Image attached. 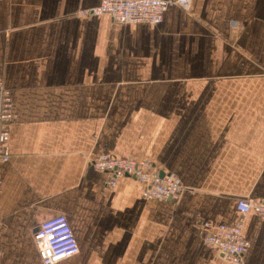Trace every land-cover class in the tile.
Wrapping results in <instances>:
<instances>
[{"label": "crops", "instance_id": "1", "mask_svg": "<svg viewBox=\"0 0 264 264\" xmlns=\"http://www.w3.org/2000/svg\"><path fill=\"white\" fill-rule=\"evenodd\" d=\"M98 1L0 0L14 114L0 264H41L31 233L57 212L78 251L54 264H235L202 238L239 217L238 196H264V0L169 3L155 23L78 13ZM100 152L147 158L183 189L107 185ZM240 216L242 262L264 264V216Z\"/></svg>", "mask_w": 264, "mask_h": 264}, {"label": "built area", "instance_id": "2", "mask_svg": "<svg viewBox=\"0 0 264 264\" xmlns=\"http://www.w3.org/2000/svg\"><path fill=\"white\" fill-rule=\"evenodd\" d=\"M188 0H99L87 8L78 10L80 14H107L115 22L155 23L169 3L185 5ZM11 96L0 80V163L7 160L9 129L13 119ZM90 164L108 174L107 185H113L120 176H132L141 184V193L145 198L172 199L183 186L174 172L160 175L147 158H135L127 155L98 153ZM240 215L253 211L264 216V196H238L235 202ZM230 222H220L203 234V242L214 248L225 260L235 264L242 262L247 241L242 235L241 216ZM209 226L208 221H204ZM36 254L41 264H54L78 251V244L67 217L62 212L54 213L42 219L31 233Z\"/></svg>", "mask_w": 264, "mask_h": 264}, {"label": "water", "instance_id": "3", "mask_svg": "<svg viewBox=\"0 0 264 264\" xmlns=\"http://www.w3.org/2000/svg\"><path fill=\"white\" fill-rule=\"evenodd\" d=\"M159 174H160V175H163V172H160V171H159Z\"/></svg>", "mask_w": 264, "mask_h": 264}, {"label": "rangeland", "instance_id": "4", "mask_svg": "<svg viewBox=\"0 0 264 264\" xmlns=\"http://www.w3.org/2000/svg\"><path fill=\"white\" fill-rule=\"evenodd\" d=\"M127 156H130V155H127Z\"/></svg>", "mask_w": 264, "mask_h": 264}]
</instances>
